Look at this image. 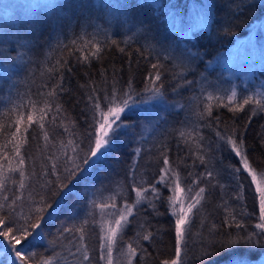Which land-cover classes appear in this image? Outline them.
Listing matches in <instances>:
<instances>
[{
  "label": "trees",
  "instance_id": "obj_1",
  "mask_svg": "<svg viewBox=\"0 0 264 264\" xmlns=\"http://www.w3.org/2000/svg\"><path fill=\"white\" fill-rule=\"evenodd\" d=\"M159 3L158 9H170L169 16L184 26L193 23L191 11L209 20L208 29L194 31L196 44L191 48H195V55L185 64L162 51L172 42L173 35L166 22L157 20L158 10L155 8L158 12L155 14L150 5L137 0H117L110 4L99 0H55L48 11L36 8L9 14L5 12L7 10H0V146L7 145L0 150V163L4 164V176L10 177L0 189V203L7 205L18 197L13 219L20 223L23 222L21 206L27 214L41 195H46L55 208L44 214L39 234L34 233L16 245L25 257L35 253L36 258L52 257L55 261L66 249L65 255L86 244L90 264H98V237L91 211L94 202L107 194H115L117 204L132 203L133 183L145 187L152 184L163 167V155L169 157L174 171L179 173L182 187L196 181L193 190L205 188V199L198 206L199 211L193 209L195 215H191L186 264H223L229 259V253L199 258L200 249L219 238V233L212 235L210 230L212 225L220 228L223 224L226 215L223 206L234 213H240L242 209L258 213L254 188L248 176L234 171L238 163L225 154L226 144L216 133L242 134L243 150L251 166L260 172L264 170V111L258 110L249 120L255 105H245L243 111L233 112L225 104H212V117L200 119L197 124L198 132L203 134L200 149L193 143L195 134L181 137L180 132L193 130L187 122V108L195 109L201 70L223 55L234 41L249 34L252 25L264 16V0H159ZM29 18H42L43 22L34 25L36 30L24 32V23ZM74 40L76 45L72 44ZM85 41H98L103 49L99 58L93 57L89 63H82L79 59L82 53L74 51ZM19 59L22 63L17 65ZM57 61L67 63L59 66ZM157 62L163 66L161 80L157 82L162 85L161 96L145 90L148 74L153 71L151 65ZM129 81L135 103H130L122 113L112 149L90 166L84 165L82 161L89 150L88 133L95 114L89 96H99L103 103V97L110 93L114 82L116 88L127 90ZM57 83L62 84V89L57 90L54 98H48L46 94ZM156 97L172 109L158 122H151V103H145ZM45 99H50L52 105L45 118L50 138L46 143L36 125L26 134L27 143L21 148L26 158L23 166L25 188L20 189L19 173H9L8 161L2 158L5 152L12 154V144L8 141L10 133L15 131L16 110L30 111L29 100L39 101L38 106L43 107ZM56 104L62 106L59 114L55 111ZM204 107L199 104L197 113H202ZM146 108L150 109L147 111ZM53 116L55 123H52ZM215 117H219V121ZM65 126H74L76 136L65 133ZM73 138L78 148L76 152L68 148L67 152L70 157L78 156L77 163L84 171L54 197L48 191L51 187L48 182H56L57 175L63 176L64 168L71 166L66 162L60 142ZM16 142H20L19 137ZM220 142L225 153L219 147ZM198 155L204 156L203 164ZM55 157L59 159L54 160ZM53 162L57 164L56 172L51 169ZM11 164L15 166L16 160L12 159ZM240 185H243L242 190ZM237 193H242V200L237 199ZM5 196L9 197L7 201ZM164 202L155 203V210L147 203L137 206L134 216L129 217L132 223L125 229L123 241L118 243L127 246V242L136 239L141 224L154 233L151 241L140 240L150 255L146 259L138 256V264H160L161 260L175 255V221ZM9 214L7 206L0 209V215ZM238 219H243L246 225L241 235L253 231V219L249 216H238ZM82 226L85 230L83 241L77 231ZM66 228L73 231L64 232ZM230 231L235 234L236 229ZM209 251H219V248H209ZM234 254L246 258V264H264V247L260 245H241ZM71 259L69 256L67 260L63 259L64 262L55 264H78L77 260ZM0 264H20L4 237H0Z\"/></svg>",
  "mask_w": 264,
  "mask_h": 264
},
{
  "label": "snow or ice",
  "instance_id": "obj_2",
  "mask_svg": "<svg viewBox=\"0 0 264 264\" xmlns=\"http://www.w3.org/2000/svg\"><path fill=\"white\" fill-rule=\"evenodd\" d=\"M76 41H72L73 45H76ZM113 44L116 41H112ZM102 46L98 41H85L84 44L80 47L74 48V51H79L82 53V56L79 57L82 63H89L90 59L95 57L99 58L100 53L102 52ZM124 51V49H120ZM67 62L64 61L63 64ZM59 66H63L61 61H57ZM162 65L159 62L151 65L153 71L148 74V85H146L145 90L151 91L154 96L162 95V85L158 84L162 76ZM51 71V69H50ZM68 71H71L69 68ZM63 77L61 76V81ZM191 83V82H188ZM62 89V84L57 83L46 95L48 98H54L57 95V90ZM95 91V89H93ZM131 81L128 82L127 90H121L116 88L115 82L110 93H106L103 97V103H101V97L90 95L89 101L92 104L94 110V115L92 117L93 123L90 125L91 131L88 133L89 136V150L85 154L82 163L84 165H91L95 161L100 160L102 157L109 154L112 149V143L114 138L118 136V129L120 124L118 121H121V115L129 108L130 103H135L132 96ZM237 93L235 90L232 91L231 95L227 97L229 101H235ZM259 97V98H257ZM216 99L217 102L222 99L220 97H213L211 93L208 94L207 103L204 107V111L199 113L200 119H205L206 117H212L213 105L211 101ZM39 101L29 100L28 106L30 111L21 112L17 109L16 122H15V131L10 133L11 139L8 143L12 144V154L11 156L5 152L3 155V160L8 161L7 171L9 173H19V188L24 189L25 183V168L23 167L26 163V158L21 152V148L24 144L27 143V136L29 129L36 125L43 134V139L47 143L50 135L46 130L45 118L48 116L49 112L52 110V105L50 99H45L43 101V107H39ZM255 104L256 107L251 109L252 116L257 114V111H264V92H257L255 96H246L243 98L242 102L238 103L235 107L231 104L225 105L229 107L230 111L237 112L243 111L245 105ZM55 111L59 114L62 111V106L56 104ZM215 120L219 121V117H215ZM26 120V125H25ZM56 117H52V123H55ZM23 126V127H22ZM74 126H65L64 132L68 133L71 137H75L76 133L73 130ZM195 129L189 132L181 131V137L191 136ZM217 136L224 140L225 143L231 148L236 156L240 157L241 167L234 169L236 173L247 172L251 177V184L255 185L254 189V198L258 204V214L253 212L249 213L246 209H242L240 213H234L226 205L224 211L226 213L223 224L218 228L217 225H212L210 234L215 235L219 233L218 239H213L207 246L200 249V259L202 260L205 257L220 255L222 253H229V259L223 262V264H246V258L235 255V250L241 245H260L264 247V170L257 172L254 169L250 162L246 151L243 150L244 139L243 135H237L235 132L229 135H222L219 131L216 133ZM19 137L20 142H16V138ZM203 140L202 136L197 134V139L195 142L197 149L201 148L200 141ZM7 145L0 146L6 148ZM60 148L63 151L66 162L70 163V167L64 168V175H57L56 182L49 181L48 184L51 187L48 188V191L51 192L52 196H59L64 189L68 188L69 184L76 179L77 174L84 171L80 163H77L78 156H69L67 149L71 148L73 152H76L78 144L76 140L68 139L67 142L63 140L60 142ZM139 153V149L136 150ZM197 158L203 164L205 158L203 155H198ZM16 160V165L12 166L11 160ZM59 159V157L53 158ZM51 169L53 172L57 170V164L52 163ZM4 164L0 163V189L5 187V181L10 177L4 176ZM208 176H212L211 172L206 173ZM239 178V177H237ZM157 185H163L165 188H170L172 195L168 197V204L171 210L172 215L175 217V255L171 259H163L160 261V264H186L185 256L187 255L186 249L188 246L187 238L190 234V220L191 215H195L193 209L199 211L198 206L201 205V201L205 199L204 193L205 188L200 187L198 191L193 192L191 186L185 188L181 187L180 176L178 172H175L172 165L170 164L169 157L163 155V167L160 168L159 179L155 183L149 184L147 187L137 185L133 183L132 190L135 192V200L132 203L125 201L122 205H118L116 202V196L113 195L108 198V201L96 205L101 210V235H100V255L99 259L104 261V264H138L137 257L142 256L147 258L148 254L147 249L143 248L140 244V240L151 241L154 237V233L149 231L144 224L139 225L140 231L136 233V239L130 240L127 242L126 248L118 249V243L123 241V236L125 229H127L132 221L129 217L134 216V209L137 205L147 203L150 207L155 210L156 205L155 200L161 198V191ZM47 187V185H46ZM241 190L243 185H240ZM180 193H185L182 197ZM5 201L9 197H4ZM17 199H12L7 205L0 203V209L8 207L10 210L9 215H0V237H4L11 244L12 249L15 251L16 258L20 261V264H53L52 257H40L36 258L37 254L33 253L30 257H25L20 249L16 247L18 243L22 240H27L29 236H32L34 233L39 234L38 230L41 227V221L44 219V214L48 212L49 209L55 211L52 203L48 202L46 195H41L39 201H34V207L30 208L27 214L23 213V208L21 206V219L22 223L13 219V214L16 213L17 209ZM237 199H243L242 193H237ZM110 201V202H109ZM111 209L110 212L105 214V209ZM105 215L110 217L105 219ZM256 215L257 223L255 224V229L257 231L247 232L245 235H241V231L245 230L246 225L243 219H238V216H252ZM85 224L87 221L84 222ZM10 225H14L10 226ZM236 229L235 234H233L230 229ZM221 229H228L229 231H221ZM64 232H72L73 229L66 228ZM81 233L80 240L85 239L84 228L83 226L77 229ZM219 248V251H209V248ZM114 251H119L120 257L122 259L117 260L113 253ZM69 255L74 257L75 260L79 261V264H84V262H89L90 264V255L87 249L86 244H81L79 247L75 248V251H69Z\"/></svg>",
  "mask_w": 264,
  "mask_h": 264
},
{
  "label": "rangeland",
  "instance_id": "obj_3",
  "mask_svg": "<svg viewBox=\"0 0 264 264\" xmlns=\"http://www.w3.org/2000/svg\"><path fill=\"white\" fill-rule=\"evenodd\" d=\"M102 3L110 4L113 2H117V0H99ZM140 3H147L154 9V13L158 15L157 20H161L166 22L169 26V32L173 35L172 42L167 44V47L163 48L162 51L166 54H169L175 58L176 61L179 63H187L194 57L195 55V48H191V45L194 47L196 44L195 39L193 38L194 31L197 29L205 28L208 29L209 20L205 19L204 16L199 15L196 11H191V21L192 24L184 26L182 23L175 21V19L169 16L168 11L170 9H164L163 7L158 9L160 3L159 0H137ZM207 1V0H206ZM55 3V0H0V10H7L6 13H22V12H29L36 8H42L45 10H50L52 5ZM158 10V12L155 10ZM168 19V20H167ZM43 22L42 18L40 19H31L27 20L24 23V32H32L34 29V25ZM22 63V60L16 61V64L19 65ZM235 90L237 93V97L235 101H229L227 99L228 96L231 95L232 91ZM264 92V16L260 21L254 23L251 27L249 34L245 37L237 39L234 43L229 46V48L225 51L223 55L217 57V59H213L207 66H205V70H201L200 72V81L198 84V91L196 93L197 100L195 101V111L192 110V107L187 108V122L193 126L195 129V139H197V134H200V129H198V122L200 120L199 115L197 113V108L199 104L206 105L209 103L207 100V96L209 93L212 94L213 97H220L222 98L219 103L216 99L211 101V104H231L236 106L238 103L242 102L243 98L246 96H255L257 92ZM259 98V97H257ZM151 103L149 106L151 107V113H153L149 121L151 122H158L165 116L168 110L172 108L167 104L163 103L159 98H152L151 101H147V103ZM199 103V104H198ZM255 105V104H252ZM150 108H146L145 110H149ZM153 119V121H152ZM154 135V134H153ZM196 141V140H195ZM225 143L224 140H222ZM195 143V142H193ZM226 144V143H225ZM222 143L220 142L221 151L227 154L229 157H233L237 163L238 167H241L240 157L236 156L235 153L231 150V148L226 144L222 147ZM243 172V171H242ZM246 176H248L251 183V177L248 175L247 172H243ZM159 175L152 180V184L159 179ZM196 182V181H195ZM195 182L191 181L184 186L185 192L188 186H195ZM144 185V184H143ZM157 187L161 191V198L159 200H155L154 203H159V201L167 202L168 210L172 215L169 204H168V197L172 195V191L170 188H165L163 185H157ZM182 187V186H181ZM251 187L255 189V185L251 184ZM198 190H193V192ZM185 193H180L183 197ZM115 194H107L101 198H98L95 201L96 205L104 203L108 201V198ZM133 201L135 200V194H133ZM132 201V202H133ZM110 202V201H109ZM164 202V203H165ZM123 203H119L118 205H122ZM166 204V203H165ZM146 203L137 206H143ZM136 206V207H137ZM91 210L95 223H96V231L98 237V245L100 244V235H101V210L99 207H95ZM111 209H105L104 212L107 214L110 212ZM249 213H252L251 211ZM258 214V213H257ZM253 221V231H257L255 229V220L257 221L256 215L249 216ZM105 219H109L107 215L104 217ZM251 232V231H250ZM118 249L126 248V246H117ZM67 250V249H66ZM66 250L64 252H66ZM60 253L56 260L53 261V264L57 262H64L69 258V252L65 255ZM100 255V249L98 247V256ZM114 257L117 260L122 259L120 257L119 251H114ZM64 259V260H63ZM75 258L72 257L71 260ZM70 260V262H71ZM70 264H74L71 262ZM79 264V261H78ZM87 264V262H84ZM98 264H104V261L100 260Z\"/></svg>",
  "mask_w": 264,
  "mask_h": 264
}]
</instances>
